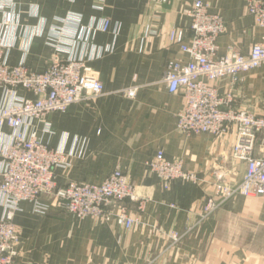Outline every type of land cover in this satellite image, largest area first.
<instances>
[{
	"label": "crops",
	"instance_id": "obj_1",
	"mask_svg": "<svg viewBox=\"0 0 264 264\" xmlns=\"http://www.w3.org/2000/svg\"><path fill=\"white\" fill-rule=\"evenodd\" d=\"M205 3L209 13L225 23L226 31L217 39L219 56L230 49L246 55L254 43L264 41V29L248 14V0ZM12 4L16 27L5 31L8 65L24 62L42 72L53 56L83 58L103 86L101 96L47 115V132L42 123L36 126L41 142L63 146L68 154V168L55 172L57 185H99L120 170L144 202L143 210L135 213L144 226L128 231L112 222L78 219L54 204L48 214H36L30 203L22 202L13 218L19 233L15 264H264V197L236 195L198 223L213 185L237 184L244 170L227 159L233 135L220 140L209 134L186 136L176 129L182 98L167 91L163 76L168 62L186 63L189 58L179 44L170 42L168 33L177 29L183 42H189L187 11L192 1ZM103 22H108L105 32L99 30ZM60 32L73 38L57 41ZM216 87L222 94L227 82L220 80ZM131 89L136 90L134 98L124 95ZM16 96L34 99L25 91ZM233 101L236 108L264 114V66L239 75ZM4 103L0 89V108ZM10 136L8 128L0 130V151L11 142ZM159 151L169 161L180 160L197 182L173 181L164 188L146 166ZM3 214L0 200V218ZM172 233L181 236L178 242L169 238Z\"/></svg>",
	"mask_w": 264,
	"mask_h": 264
},
{
	"label": "built area",
	"instance_id": "obj_2",
	"mask_svg": "<svg viewBox=\"0 0 264 264\" xmlns=\"http://www.w3.org/2000/svg\"><path fill=\"white\" fill-rule=\"evenodd\" d=\"M191 1L187 11L191 19L189 42H183L177 29L168 33L170 42L179 44L189 58L186 63L168 62L163 76L167 91L182 98L176 129L186 136L209 134L220 140L233 135L227 159L244 170L236 185L220 181L213 185L198 215V223H202L236 195L264 197V114L233 105L239 75L264 66V41L254 43L246 55L230 49L219 56L217 39L225 33V23L220 16L209 13L205 0ZM247 11L253 24L264 29V0H248ZM0 14V89L6 97L0 108V130L6 127L11 131V142L0 151V200L4 207L0 218V264H15L19 233L13 218L22 202L30 203L40 215L48 214L54 204L78 219L112 222L127 231L143 227L136 214L143 210L144 202L120 170L99 185L72 181L62 187L57 185L55 172L68 168V154L63 146L53 148L41 142L36 126L42 123L47 132V115L63 113L73 104L101 96L103 86L83 58L53 56L42 72L30 70L24 62L8 65L10 46L5 31L16 27L12 0H0ZM107 27L108 22H103L99 30L105 32ZM59 34L68 35L60 32L57 38ZM220 80L227 82L222 94L216 87ZM18 91L28 92L34 99L19 98ZM124 95L134 98L136 90H127ZM146 166L164 188L173 181L197 182L195 174L185 171L180 160L169 161L161 151ZM132 203L135 209L130 208ZM169 238L176 243L181 236L172 233Z\"/></svg>",
	"mask_w": 264,
	"mask_h": 264
},
{
	"label": "rangeland",
	"instance_id": "obj_3",
	"mask_svg": "<svg viewBox=\"0 0 264 264\" xmlns=\"http://www.w3.org/2000/svg\"><path fill=\"white\" fill-rule=\"evenodd\" d=\"M67 37H68L67 35H60V34H59V35H58V38H59V39H58L57 41H59V40L62 41L63 39H65V38H67ZM69 37H70V36H69ZM70 38H71V37H70ZM58 46H59V45H58ZM52 58H53V57H52ZM45 67H46V66H45ZM237 184H238V183H237ZM231 185H232V184H231ZM234 185H236V184H234Z\"/></svg>",
	"mask_w": 264,
	"mask_h": 264
}]
</instances>
